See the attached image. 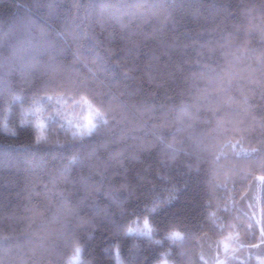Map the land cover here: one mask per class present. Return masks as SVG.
Instances as JSON below:
<instances>
[{
	"label": "trees",
	"instance_id": "16d2710c",
	"mask_svg": "<svg viewBox=\"0 0 264 264\" xmlns=\"http://www.w3.org/2000/svg\"><path fill=\"white\" fill-rule=\"evenodd\" d=\"M261 181L264 0H0V264L264 255Z\"/></svg>",
	"mask_w": 264,
	"mask_h": 264
},
{
	"label": "clouds",
	"instance_id": "9594fccd",
	"mask_svg": "<svg viewBox=\"0 0 264 264\" xmlns=\"http://www.w3.org/2000/svg\"><path fill=\"white\" fill-rule=\"evenodd\" d=\"M106 123V113L101 106L97 105L93 112L87 114L82 113L78 123L72 124L69 122L66 126L61 125L58 131L63 132L69 139L77 140L91 136ZM226 134L230 133L226 132ZM34 136L37 141L47 138V126H37L34 129ZM262 236H264V233H262ZM227 239L231 240L230 251L227 253V260L222 261L221 264H264V255L249 251L250 249H257L259 245L243 243L240 233H229ZM221 244L223 245V238Z\"/></svg>",
	"mask_w": 264,
	"mask_h": 264
},
{
	"label": "rangeland",
	"instance_id": "374dc122",
	"mask_svg": "<svg viewBox=\"0 0 264 264\" xmlns=\"http://www.w3.org/2000/svg\"><path fill=\"white\" fill-rule=\"evenodd\" d=\"M34 134V133H33ZM31 132H29V133H26V136H27V138H29V137H32V135H33ZM259 192L262 194V193H264V181H261V183H260V185H259ZM250 210H252L251 209V206H250Z\"/></svg>",
	"mask_w": 264,
	"mask_h": 264
}]
</instances>
